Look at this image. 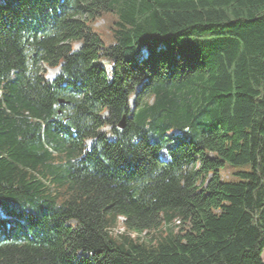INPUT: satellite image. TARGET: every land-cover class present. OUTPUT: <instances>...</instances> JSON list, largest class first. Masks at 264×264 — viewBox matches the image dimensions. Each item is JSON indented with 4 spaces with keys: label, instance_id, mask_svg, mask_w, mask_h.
<instances>
[{
    "label": "trees",
    "instance_id": "1",
    "mask_svg": "<svg viewBox=\"0 0 264 264\" xmlns=\"http://www.w3.org/2000/svg\"><path fill=\"white\" fill-rule=\"evenodd\" d=\"M263 249L264 0H0V264Z\"/></svg>",
    "mask_w": 264,
    "mask_h": 264
},
{
    "label": "rangeland",
    "instance_id": "2",
    "mask_svg": "<svg viewBox=\"0 0 264 264\" xmlns=\"http://www.w3.org/2000/svg\"><path fill=\"white\" fill-rule=\"evenodd\" d=\"M115 21V16L113 14H103L102 16H100L99 18H97L93 23H92V28L100 35V37L103 39V41L105 43H109L112 41V35H111V27L113 22ZM75 47H78V44H75ZM58 71V68H48L45 67V77L47 79H52L56 73ZM106 129V128H104ZM161 157L163 159H166V155L164 152H162ZM232 170L231 167H224L223 169H221V173L223 175V177H227L229 174V171ZM117 225L115 226V228L112 230L113 234H118V233H122L124 232V226L122 224L123 219L120 217L117 220ZM177 220L174 222V227H177ZM132 237H136L137 235L135 233H131ZM148 236L145 235V233H142L140 235V239H146ZM263 262H264V249L262 251V255H261Z\"/></svg>",
    "mask_w": 264,
    "mask_h": 264
},
{
    "label": "water",
    "instance_id": "3",
    "mask_svg": "<svg viewBox=\"0 0 264 264\" xmlns=\"http://www.w3.org/2000/svg\"><path fill=\"white\" fill-rule=\"evenodd\" d=\"M124 126V121L121 120V122L119 123V127H123Z\"/></svg>",
    "mask_w": 264,
    "mask_h": 264
}]
</instances>
